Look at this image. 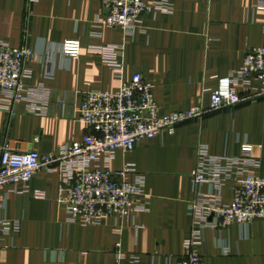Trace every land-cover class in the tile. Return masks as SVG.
Listing matches in <instances>:
<instances>
[{"label":"crops","instance_id":"obj_1","mask_svg":"<svg viewBox=\"0 0 264 264\" xmlns=\"http://www.w3.org/2000/svg\"><path fill=\"white\" fill-rule=\"evenodd\" d=\"M167 1L172 12L145 13L142 28L125 39L119 29L100 24L108 13L102 0H0V39L35 51L26 62L32 71L26 84L50 92L46 114L27 113L24 102L12 112L0 110V156L6 140L20 151L49 154L92 132L77 117L82 94L116 92L122 80L91 46L124 44L118 51L124 80L139 74L152 82L161 113L170 114L208 107L218 79L264 45V5L257 0ZM68 39L81 42L76 60L61 54ZM244 142L255 145L264 174V97L179 124L172 134L140 141L132 152L119 151L112 167L134 164L146 178L147 195L139 202L148 209L134 223L114 217L101 225L70 222L58 201V171L43 170L31 180V192H0V201L5 199L0 218L20 224L18 232L0 230V264H117V251L139 255L141 264H177L192 228L199 145H208L214 155L236 156ZM34 191H43L46 199ZM222 196L230 202L232 189L224 188ZM200 252L203 264H264V219L206 228Z\"/></svg>","mask_w":264,"mask_h":264},{"label":"built area","instance_id":"obj_2","mask_svg":"<svg viewBox=\"0 0 264 264\" xmlns=\"http://www.w3.org/2000/svg\"><path fill=\"white\" fill-rule=\"evenodd\" d=\"M257 2L264 5L263 0ZM102 3L108 13L100 24L119 29L125 39L142 28L145 13L173 11L167 0H102ZM123 48L124 44L90 47L103 56L106 65L122 80L116 92L87 90L82 94L77 117L92 132L81 141L65 144L49 154L20 151L6 140L0 156V192H31L30 183L37 173L58 171V201L66 208L70 222L101 225L106 218L114 217L134 223L137 214L148 209V203L139 202L140 197L147 195L146 178L134 164L115 170L112 163L119 151L132 152L140 141L172 134L179 124L264 97L263 45L248 51L239 69L218 79L208 107L197 105L184 112L162 114L152 82L139 74L130 81L124 80L125 64L118 54ZM80 53L78 39H68L61 46V54L70 60L78 59ZM34 55L30 48H13L0 39V110L12 112L16 103L24 102L29 114L48 112L49 89L26 84L32 76L26 62ZM242 90H247V94H242ZM254 149L255 145L244 142L239 155L219 156L212 154L208 145H199L192 173L194 197L189 205L192 228L177 264H203L200 247L206 228L222 229L233 223L247 225L264 219V174L259 173L263 161L255 156ZM203 185H208L210 191L201 192ZM226 187L232 189L230 202L222 196ZM33 194L46 199L43 191ZM4 204L5 199L0 201V209ZM0 230L7 234L18 232L20 224L0 218ZM117 264H141V258L117 251Z\"/></svg>","mask_w":264,"mask_h":264}]
</instances>
